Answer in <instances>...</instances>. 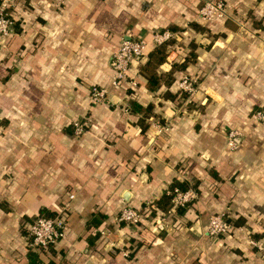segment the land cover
I'll return each instance as SVG.
<instances>
[{
    "label": "crops",
    "instance_id": "crops-1",
    "mask_svg": "<svg viewBox=\"0 0 264 264\" xmlns=\"http://www.w3.org/2000/svg\"><path fill=\"white\" fill-rule=\"evenodd\" d=\"M203 1L10 0L13 25L0 46V264H28V249L42 264H264L250 243L264 239V123L249 118L264 106V0H224L225 15L209 21L197 13ZM170 26L178 43L168 44L159 70L182 61L192 41L194 61L151 91L138 71L144 56L112 85L120 41L140 37L150 49L153 31ZM183 73L200 82L181 111L164 93L177 92ZM92 85L108 98L91 102ZM130 97L153 102L164 128L151 118L142 130ZM74 120L87 123L80 135ZM231 128L240 131L235 146ZM175 178L197 184L198 195L182 212L157 208ZM67 201L64 236L30 246L27 223ZM145 204L154 211L138 225L116 221L123 205ZM214 212L239 225L210 236ZM99 214L97 226L88 224Z\"/></svg>",
    "mask_w": 264,
    "mask_h": 264
},
{
    "label": "built area",
    "instance_id": "built-area-1",
    "mask_svg": "<svg viewBox=\"0 0 264 264\" xmlns=\"http://www.w3.org/2000/svg\"><path fill=\"white\" fill-rule=\"evenodd\" d=\"M10 5V0H1L0 2V46L6 39L11 31L13 25V19L8 11L7 7ZM225 15V3L224 0H204L203 4L199 8V17L202 20H213ZM174 31L163 28L153 31L151 38L154 44L166 42L170 37L174 36ZM147 42L140 37L123 38L113 51L110 59V65L112 68L111 84L114 86L123 85L126 81L127 71L130 63L135 59H141L147 54ZM130 86H136L134 80H130ZM178 87L184 89L186 92L193 93L195 85L193 79L187 75H184L178 83ZM183 91V90H182ZM108 98V92L105 87L99 85H92L89 92V99L93 103L104 101ZM252 118L257 122H264V108L254 109ZM153 119V118H152ZM160 128H164V124L159 121H154ZM72 132L75 135L82 134L86 128L87 123L84 120H74L71 123ZM240 134V131L236 128H231L227 134V143L230 146H235V137ZM175 194L172 198L173 205L171 208L175 209V206H185L187 202L196 197L197 191L194 187H189L185 190L179 188L174 189ZM73 193L69 194L72 198ZM69 202L64 204L58 209L56 214L49 216L41 213L36 214L32 220L27 223V232L29 235L28 244L32 247L47 248L54 245L65 234V220L67 216V210ZM151 209L150 204H145L143 208H136L130 205H123L116 221L124 223L128 226L138 225L145 218V212H149ZM231 216L224 212H216L209 217L206 225V232L212 236L217 237L222 234H226L233 230L236 226L230 220ZM104 233V230H100ZM250 243L255 247L256 252L264 261V239L252 238ZM127 254V252H124ZM104 264V263H101Z\"/></svg>",
    "mask_w": 264,
    "mask_h": 264
},
{
    "label": "trees",
    "instance_id": "trees-1",
    "mask_svg": "<svg viewBox=\"0 0 264 264\" xmlns=\"http://www.w3.org/2000/svg\"><path fill=\"white\" fill-rule=\"evenodd\" d=\"M9 7L10 6L7 7L8 11H9ZM189 25L192 28H194L196 31L205 30V26H203L198 21H190ZM167 28L172 31H175L178 29L175 26H170ZM171 41H173V38L163 43L154 44L150 49L147 50L146 59L143 62H140L138 65L139 73L145 78L144 85L147 89L151 91H157L158 88H160V86L162 85L168 87L175 78V71L180 70V69H185L187 63L190 61H194L195 59L196 54L193 48L196 46L197 42L192 41L190 43L191 50L186 54V56L184 57L182 61H173L168 70L160 71L159 66L167 58V54H168L167 47ZM132 91H133L132 88L130 87L127 88V92L129 94L132 93ZM179 96L187 97V92L181 90L179 92L173 93L167 89L166 92L164 93V97H167L173 100L178 98ZM261 107L262 106H254L253 108L257 109ZM127 108L135 112H139L141 114L140 123H141L142 130H145L149 126V120L151 118L156 117L159 120V122H161L162 124H165L160 114L154 111L155 104L153 102H148L146 104H143L137 101L134 97H130L127 101ZM176 187L181 190H185L191 187V185H189L188 181L185 179L183 180H179L176 178L173 179L168 184V187L161 193V195L154 200L155 206L164 211L170 209V207L173 205L172 198L175 194L174 189ZM192 187H194L195 190L199 192V188L197 187V184H195ZM189 202H191V200ZM175 209L178 212H182L184 209V206L178 205V206H175ZM153 211L154 209L151 208L150 212H153ZM41 214L52 216L56 213L47 212V213H41ZM103 217H104L103 214H99L98 217L96 216V218H93L92 220L88 221V224L92 223L93 225L97 226ZM230 220L234 223V225H239V223L236 220L234 221L232 218ZM27 257H28V264H42V260L38 256V253L31 249H28Z\"/></svg>",
    "mask_w": 264,
    "mask_h": 264
},
{
    "label": "rangeland",
    "instance_id": "rangeland-1",
    "mask_svg": "<svg viewBox=\"0 0 264 264\" xmlns=\"http://www.w3.org/2000/svg\"><path fill=\"white\" fill-rule=\"evenodd\" d=\"M203 4V2H201L200 3V5H199V7H198V15H199V8L201 7V5ZM203 21V20H202ZM171 38H173V41H176L177 43H178V41H177V36H176V33H174V36L173 37H170L169 39H171ZM168 39V40H169ZM167 40V41H168ZM173 41H171L170 43H172ZM179 42H180V40H179ZM169 43V44H170ZM170 46V45H169ZM167 49H168V47H167ZM169 49H170V47H169ZM172 49V48H171ZM171 49H170V51H171ZM181 51H182V49H180ZM191 50V49H190ZM183 51H185L186 52V50H183ZM169 53V52H168ZM178 54H180L179 56H178V59H181L183 56H184V54H182V52H178ZM186 55V54H185ZM177 57V56H176ZM184 75H187V76H189L190 78H192L193 79V84L195 85V89H194V91H193V93L192 94H190V92H187V97H182V96H179L178 98H176V99H174L175 100V104H176V106L178 107V108H180L181 109V111L183 110V108L184 107H187L188 108V106L190 105V104H193V102L191 101L190 103H186V104H184L183 102L185 101V99H192V97H194L195 96V94L197 93V91H198V85H199V82H200V76H197L196 74H193V73H183V74H181V76H179V77H177V81H176V83H175V85H176V87H177V92H179V91H181V90H183L184 91V89H182V88H179L178 87V83H179V81L182 79V77L184 76ZM186 92V91H185ZM107 99V98H106ZM105 99V100H106ZM189 100V101H190ZM194 106V105H193ZM199 109V110H202L203 108H201L200 107V105H198V106H195V109ZM261 108H264V106H262ZM254 109H256V108H253L251 111H249V118L250 119H252V120H254L253 118H252V116H251V114H252V112H253V110ZM156 118V117H155ZM152 119L153 121H158V119L156 118V119ZM161 123V122H160ZM262 123H264V122H262ZM165 125V124H164ZM230 129H228V131H229ZM228 131H227V133H226V135L228 134ZM198 195V192L196 193V196ZM214 213H216V212H214ZM214 213H212V214H214ZM211 214V215H212ZM256 254L258 255V257L262 260V258L260 257V255H259V253L258 252H256ZM263 261V260H262Z\"/></svg>",
    "mask_w": 264,
    "mask_h": 264
}]
</instances>
